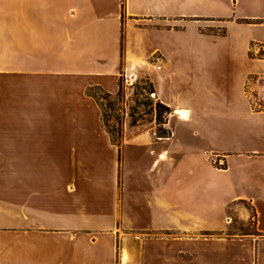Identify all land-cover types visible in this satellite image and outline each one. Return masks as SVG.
<instances>
[{"label": "crops", "instance_id": "obj_1", "mask_svg": "<svg viewBox=\"0 0 264 264\" xmlns=\"http://www.w3.org/2000/svg\"><path fill=\"white\" fill-rule=\"evenodd\" d=\"M226 1L0 0V264H218L192 247L206 243L232 245L231 264L264 262V0H234L254 35L225 54L219 81L216 52L142 35ZM121 61L170 108L162 132L155 115L120 140L103 126L88 88L115 93ZM210 200L249 203L255 232L209 235L228 227Z\"/></svg>", "mask_w": 264, "mask_h": 264}, {"label": "rangeland", "instance_id": "obj_2", "mask_svg": "<svg viewBox=\"0 0 264 264\" xmlns=\"http://www.w3.org/2000/svg\"><path fill=\"white\" fill-rule=\"evenodd\" d=\"M201 11L205 13L203 17L196 19L182 18L178 19V23H171V27L158 26H143L142 35L145 39V45L153 48L160 46L161 48H175V49H204L205 51L216 52L217 56L211 62L209 69L211 78L219 81L222 73L225 71V54L230 50L241 48L244 42L250 36H253L252 30L247 29L242 20V15L251 14V9H241L234 0H227L222 6L209 5L202 8ZM256 48L255 44H250V50ZM186 65V60L181 62ZM173 83L180 85L181 97L186 96L188 84L180 76L174 75L172 77ZM88 93L94 95L99 102L102 110V124L113 133V138L120 140L118 136L119 131L123 127L141 126L149 124L153 119L156 124V129L162 132L163 124H158L156 119L155 98L153 95V88L151 83L142 76L130 79L126 77L122 61L120 63V77L119 87L115 93H109L106 90L92 86L88 88ZM163 116L161 121L166 122ZM223 125L222 128H233V121L230 125ZM0 126H10V121H0ZM210 160L214 166L222 167L224 165L219 162V157L214 153H209ZM181 160V159H180ZM181 163V162H180ZM180 169L184 172L188 170V165H180ZM230 204V203H229ZM206 205V204H205ZM211 211L212 215H216L218 222L222 223L223 213L228 218V227L224 232L212 231L209 235L215 236L223 234L226 237L241 236L245 232H255L254 217L252 209L247 202H237L236 204L225 207L219 200H210L209 204L205 206ZM238 208H246L250 212V216L246 220H242L237 214ZM183 235H180L182 237ZM134 255L130 261L138 260L141 256L143 247L140 245H132ZM198 251H205L204 255L212 258V261H217L218 264H231L230 254L233 246L225 245L222 247L221 243H206L205 246H192ZM190 247V248H192ZM262 247V246H261ZM193 249V248H192ZM192 251V250H191ZM197 251V252H198ZM185 256V254H183ZM226 258L223 260V257ZM119 257L117 255L116 264H119ZM264 264L263 260L259 262Z\"/></svg>", "mask_w": 264, "mask_h": 264}, {"label": "trees", "instance_id": "obj_3", "mask_svg": "<svg viewBox=\"0 0 264 264\" xmlns=\"http://www.w3.org/2000/svg\"><path fill=\"white\" fill-rule=\"evenodd\" d=\"M155 108H156L157 123L163 124L165 121H161V120H162L163 116L165 118V114H168L170 112V108L168 106L164 105L163 103L159 102V101L156 102ZM110 133H112V132L110 131ZM112 136H113V134H112Z\"/></svg>", "mask_w": 264, "mask_h": 264}, {"label": "bare ground", "instance_id": "obj_4", "mask_svg": "<svg viewBox=\"0 0 264 264\" xmlns=\"http://www.w3.org/2000/svg\"><path fill=\"white\" fill-rule=\"evenodd\" d=\"M183 113V114H182ZM179 114L182 116V117H185L186 116V112L183 111V110H180L179 111ZM129 257V252L127 250L124 251V260H127Z\"/></svg>", "mask_w": 264, "mask_h": 264}, {"label": "built area", "instance_id": "obj_5", "mask_svg": "<svg viewBox=\"0 0 264 264\" xmlns=\"http://www.w3.org/2000/svg\"><path fill=\"white\" fill-rule=\"evenodd\" d=\"M219 162H220V163H222V161H221V160H219Z\"/></svg>", "mask_w": 264, "mask_h": 264}]
</instances>
